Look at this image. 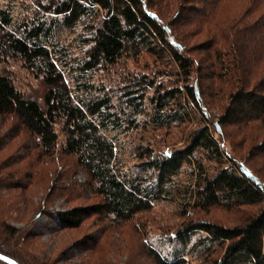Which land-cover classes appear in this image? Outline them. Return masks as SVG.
<instances>
[{
    "label": "trees",
    "instance_id": "16d2710c",
    "mask_svg": "<svg viewBox=\"0 0 264 264\" xmlns=\"http://www.w3.org/2000/svg\"><path fill=\"white\" fill-rule=\"evenodd\" d=\"M166 1L0 0V137L8 125L0 154L15 147L0 158V225L20 204L14 194L39 187L32 179L49 173L42 165L58 162L48 198L60 190L56 168L68 164L94 202L55 218L67 229L91 215L110 219L123 264H140L123 247L125 228L147 234L156 264H264V173L233 146L264 129V0ZM146 55L164 68L136 72ZM174 129L189 142L159 147L156 137ZM249 153L264 160V139ZM161 201L242 216L232 226L196 218L159 235L140 219ZM10 228L0 234L14 235ZM108 250L97 240L79 251H90L81 264H113ZM0 255L26 264L1 247Z\"/></svg>",
    "mask_w": 264,
    "mask_h": 264
},
{
    "label": "rangeland",
    "instance_id": "374dc122",
    "mask_svg": "<svg viewBox=\"0 0 264 264\" xmlns=\"http://www.w3.org/2000/svg\"><path fill=\"white\" fill-rule=\"evenodd\" d=\"M161 1V5L167 6L166 0ZM241 4L244 5V2H241ZM237 6L240 7V4L238 3ZM221 8L222 10H228L229 4L221 2L217 9ZM167 11L172 12L173 9L167 8L166 12ZM237 12L236 9V14ZM173 13L174 12L166 14L165 18L171 17ZM190 30H188V28L184 29L186 32H189ZM62 36L65 37V42L70 44L71 35L67 36L64 34ZM205 38L206 37H203L202 35L192 37V40L190 38V44L187 46L201 44V42L206 40ZM71 46L74 47V44L71 43ZM155 67L164 68V65L157 63L154 58L146 55L140 60L139 66L136 67L135 70L136 72H140V70H144V68L153 70ZM213 112L217 114L216 110ZM211 127L213 128V126ZM6 128H8V125H6L1 131L2 137H0V149L7 140V138L3 136ZM261 130L262 131L260 132L258 131L259 133L257 132L253 135L255 138L254 142L245 140L242 136H239L233 140V146H235L236 154L243 156V158H252L250 163H256L259 171L264 173V160L249 153L252 144L259 143L264 139V129ZM222 131L223 128H221V133ZM221 133L217 134H219V137L221 136V139L225 141ZM176 136H181V133H179L177 129L171 130V132L164 131L162 134H159L156 137L157 141H159V147H164L165 144L168 143L170 147L182 148L187 142H189L187 141L188 136L186 135H182L181 140H178ZM138 141L139 140H137V142ZM224 147V150L233 154L232 149L228 144L225 143ZM11 150H15V147L8 151H2L0 158L3 157L2 155L11 153ZM123 153L124 156L129 155V149H125V152ZM129 164L134 167L135 163L130 162ZM208 164H211L212 170H215L218 166V163L214 161ZM58 165H60L58 162H56L54 166L49 162L42 165V167L46 168L49 173L45 175L42 181L37 177L32 179L39 182V187L29 184L30 187L26 192L17 191V193L14 194L17 196V200L20 204L16 205L13 211H11V219L5 221L3 226L0 225V233H3L2 228L8 224L11 225L10 229H12V232L15 231L16 233L14 235L7 233L6 236L0 234V247L6 252L15 255L16 258L21 259L26 264H81V259L86 255H89L90 251L82 253V255L79 251L82 250V248L90 246L94 242L96 243L98 240V243L100 244L106 243L113 264H123L127 261V256L125 255V258L124 255L115 254L114 241L117 235L120 234L112 233L115 224H113L110 219H105L98 215H91L84 217V221L78 228L67 229L64 228L55 218L56 212L58 211H66L72 207L87 205L94 202V199L88 197L90 196L91 191H89L87 187L80 185L82 184L80 180H83V175H75L76 169L74 166H68V164L62 165L63 169L61 166L59 169L56 168L55 173L62 171L59 176L55 178L56 184L60 186V190L53 192L51 200L48 198L51 182H53V173L51 170ZM188 165H190V163H187L185 166ZM39 167H41V165H39ZM31 183L33 182L31 181ZM44 208L45 210H48V213H41V215H39ZM199 210V208L196 209L197 213L195 214L193 211H190V209L184 210V208L179 206V202L161 201L157 203L150 212H147L146 214L144 213L140 222L145 224L146 228H148L151 233H158L160 235V233H173L174 231H178L182 228L181 226H183L185 222L196 218L199 220L232 226L233 224H238L242 216V212L228 210L223 207H213L206 213H204V211L200 212ZM120 233H122L120 239L121 241L123 240V247L128 246L132 251L134 250V255H136L140 264H156L150 254L153 251L148 248L144 241L147 237L145 232L138 230L134 233L132 232V229L125 228L122 232L120 231ZM226 244L227 243H224V245L219 246V248L217 246L218 250L211 255L213 261L216 259H222ZM191 260L196 263L199 262L196 256L191 258Z\"/></svg>",
    "mask_w": 264,
    "mask_h": 264
},
{
    "label": "water",
    "instance_id": "95a60500",
    "mask_svg": "<svg viewBox=\"0 0 264 264\" xmlns=\"http://www.w3.org/2000/svg\"><path fill=\"white\" fill-rule=\"evenodd\" d=\"M1 258H3V256L0 255ZM3 260H7L10 264H17L15 261L10 260V259H5V257L3 258Z\"/></svg>",
    "mask_w": 264,
    "mask_h": 264
}]
</instances>
